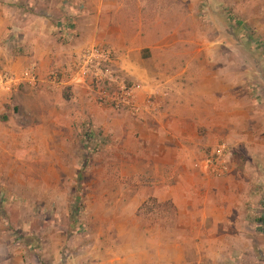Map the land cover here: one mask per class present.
<instances>
[{
    "label": "rangeland",
    "instance_id": "1",
    "mask_svg": "<svg viewBox=\"0 0 264 264\" xmlns=\"http://www.w3.org/2000/svg\"><path fill=\"white\" fill-rule=\"evenodd\" d=\"M33 28L66 58L45 81L64 82L0 94V264H264V0H0L9 57ZM99 45L135 109L72 80L71 50ZM183 74L212 87L187 106L188 156L142 163L160 122L137 103L163 114L160 82Z\"/></svg>",
    "mask_w": 264,
    "mask_h": 264
},
{
    "label": "crops",
    "instance_id": "2",
    "mask_svg": "<svg viewBox=\"0 0 264 264\" xmlns=\"http://www.w3.org/2000/svg\"><path fill=\"white\" fill-rule=\"evenodd\" d=\"M162 24L164 23L162 22ZM20 29L21 26L18 28V30ZM33 29L34 31L31 34L28 35L27 33L28 36H21V41H17L16 39H14L17 46H19L21 42L23 48L29 54V57L21 55H13L9 57V51L7 48L8 41L4 43V41L7 40V37H0V67L6 68V70H9L18 77L24 76L26 80V83L24 85H30L33 88L36 86L41 88L42 85H44L45 87H49L47 81H45V76L48 74V71L50 72L52 70V65L56 64L57 62L58 64H60L66 58L59 50L53 52L52 49L54 50V48L53 46H50L51 44L47 43V39L44 40V43L43 41H36V37H34L32 34L34 33L35 35L40 37L41 30L35 28ZM112 33L115 36L117 31H112ZM145 39L147 40L146 46H148L152 37L151 35H148ZM144 43L145 41L142 43V48L145 49ZM108 47L114 49L116 52V49L114 47H111L109 45ZM144 49L139 50L140 55L141 51ZM81 50H83V47H76L71 50V54L69 56L80 52ZM139 62V58H136V60L132 61L131 63L127 61L125 68L130 71L136 72L138 71V69H136V66L138 65L140 67H148V64H146L148 61L144 60L140 63ZM30 70H32L35 75H37L35 83L31 79ZM144 70H148V68ZM183 71L192 73V63H188L186 69H184ZM148 77V74H145L141 79L146 83L147 86L149 83ZM184 77L185 75L183 74L179 75L177 79L160 82V84H163L161 85L163 88L158 92L159 94H161L157 96L158 100L161 103L159 102V104H157V109L159 107H162V111H164L163 114L161 112H157L158 114L153 112L156 108V105L151 102V99H149L150 101H148L149 105H143L140 102L137 103V106L139 109H141V112H143L142 110L144 109L148 114H152L151 116H146L148 119H155L160 122L159 127L157 128L152 127L145 129L146 140L149 144V150L146 151V156H142V163H183L184 159L188 156L189 149H185V147L182 146H184V143L187 141L190 135L189 128L192 125V122L189 120L200 118L201 116L196 113L197 111H195V109L192 111V107L188 109L187 106H190L192 104V98L196 100L195 102H205L207 95L212 94V87L207 84H204L206 86L202 85L201 78L197 83L195 80H193L192 82V74H189L186 78ZM194 83L196 85H194ZM14 92H16V90ZM11 94L12 93H7L5 95ZM143 97H146L144 92L139 93V99L141 100V98ZM166 98H172L173 102L179 103L176 107V110H174L173 108H166V105H168L167 102L169 101H167ZM6 100V97H1L0 106H2V104L5 103ZM198 112H200V110H198ZM193 114L197 115L194 116ZM194 132L195 131L192 130V137L197 134V130L195 133Z\"/></svg>",
    "mask_w": 264,
    "mask_h": 264
},
{
    "label": "built area",
    "instance_id": "3",
    "mask_svg": "<svg viewBox=\"0 0 264 264\" xmlns=\"http://www.w3.org/2000/svg\"><path fill=\"white\" fill-rule=\"evenodd\" d=\"M117 61L114 49L101 45L89 46L76 56L70 66L72 80L81 84L87 83L103 103H110L119 109L122 107L135 109L136 89L118 77ZM30 74L35 83L37 75L32 70ZM63 82L64 78L60 72L48 75L47 83L51 89H57ZM25 83L24 76L18 77L9 70L0 72V94L13 93ZM223 150L224 148H220L217 155L222 156Z\"/></svg>",
    "mask_w": 264,
    "mask_h": 264
}]
</instances>
